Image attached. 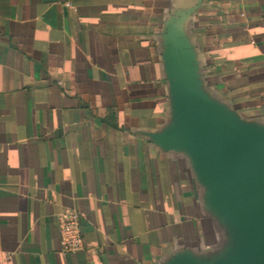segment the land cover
<instances>
[{"label": "crops", "instance_id": "1", "mask_svg": "<svg viewBox=\"0 0 264 264\" xmlns=\"http://www.w3.org/2000/svg\"><path fill=\"white\" fill-rule=\"evenodd\" d=\"M168 24L199 88L264 127V0H0V264L226 250L188 153L158 140L173 123ZM64 208L81 214L84 241L67 254Z\"/></svg>", "mask_w": 264, "mask_h": 264}, {"label": "water", "instance_id": "2", "mask_svg": "<svg viewBox=\"0 0 264 264\" xmlns=\"http://www.w3.org/2000/svg\"><path fill=\"white\" fill-rule=\"evenodd\" d=\"M166 40L173 123L158 140L188 153L205 205L228 235L220 256H182L169 264H264V127L240 120L199 88L192 52L172 24Z\"/></svg>", "mask_w": 264, "mask_h": 264}, {"label": "built area", "instance_id": "3", "mask_svg": "<svg viewBox=\"0 0 264 264\" xmlns=\"http://www.w3.org/2000/svg\"><path fill=\"white\" fill-rule=\"evenodd\" d=\"M65 5H70V3L66 1ZM80 217L81 214L74 208H64L57 214L62 254L76 252L84 246Z\"/></svg>", "mask_w": 264, "mask_h": 264}]
</instances>
